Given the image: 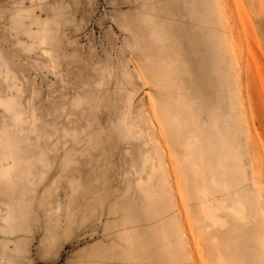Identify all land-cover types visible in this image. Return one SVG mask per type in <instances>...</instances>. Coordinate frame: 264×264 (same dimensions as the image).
I'll list each match as a JSON object with an SVG mask.
<instances>
[{
    "label": "rangeland",
    "instance_id": "1",
    "mask_svg": "<svg viewBox=\"0 0 264 264\" xmlns=\"http://www.w3.org/2000/svg\"><path fill=\"white\" fill-rule=\"evenodd\" d=\"M0 264H264V0H0Z\"/></svg>",
    "mask_w": 264,
    "mask_h": 264
},
{
    "label": "bare ground",
    "instance_id": "2",
    "mask_svg": "<svg viewBox=\"0 0 264 264\" xmlns=\"http://www.w3.org/2000/svg\"><path fill=\"white\" fill-rule=\"evenodd\" d=\"M155 114H156V113H155ZM179 179H180V178H179ZM180 188H181V187H180ZM205 189H206V188H205ZM207 191H208V190H207ZM199 192H200V191H199ZM200 194H202V192H201ZM210 195H211V194H210ZM202 196H204V195L202 194ZM203 198H204V197H203ZM209 199H210V198H209ZM205 200H206V199H205ZM205 200H204V201H205ZM201 204H202V203H201ZM215 204H216V203H215ZM212 206H213V205H212ZM220 207H221V209H222L223 205H221ZM215 208H216V207H215ZM201 209H202V208H201ZM217 209H218V208H217ZM219 210H220V209H219ZM219 210H217V212H218ZM224 210H226V209H224ZM217 212H216V213H217ZM216 216H217V214H216ZM217 218H218V217H217ZM207 219H208V218H207ZM208 220H209V219H208ZM211 220H212V219H211ZM213 220H214V219H213ZM221 220H222V219H221ZM214 221H215V220H214ZM218 221H219V220H218ZM218 221H217V222H218ZM221 222H222V221H221ZM214 223H215V222H214ZM215 224H216V223H215ZM221 228L223 229V227H221ZM193 231H194V230H193ZM215 242H216V241H215ZM215 242H214V243H215ZM212 243H213V242H212ZM212 243H211V244H212ZM214 243H213V244H214ZM216 243H217V242H216ZM218 251H219V250H218ZM219 254H220V253H219ZM217 255H218V254H217ZM222 259H223V258H222Z\"/></svg>",
    "mask_w": 264,
    "mask_h": 264
}]
</instances>
